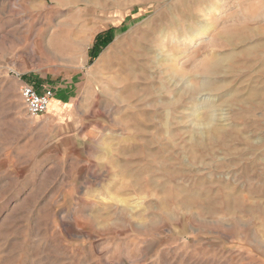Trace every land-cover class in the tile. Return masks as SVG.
Returning <instances> with one entry per match:
<instances>
[{"label":"rangeland","instance_id":"rangeland-1","mask_svg":"<svg viewBox=\"0 0 264 264\" xmlns=\"http://www.w3.org/2000/svg\"><path fill=\"white\" fill-rule=\"evenodd\" d=\"M0 264H264V0H0Z\"/></svg>","mask_w":264,"mask_h":264},{"label":"built area","instance_id":"built-area-1","mask_svg":"<svg viewBox=\"0 0 264 264\" xmlns=\"http://www.w3.org/2000/svg\"><path fill=\"white\" fill-rule=\"evenodd\" d=\"M20 92L27 112L31 116H37L47 111L54 97L53 88H46L42 93L37 92L32 84L23 83Z\"/></svg>","mask_w":264,"mask_h":264},{"label":"bare ground","instance_id":"bare-ground-1","mask_svg":"<svg viewBox=\"0 0 264 264\" xmlns=\"http://www.w3.org/2000/svg\"><path fill=\"white\" fill-rule=\"evenodd\" d=\"M202 26H203V27H202L201 31H198V32H196V33H193L192 38H193L194 40H199V39H201V38H203L204 36L207 35V32H208V25H207L206 23H203ZM117 38H118V37H117ZM208 70L210 71V69H208ZM51 103H52V100H51V102H50V104H49V106H48V109H49ZM48 109H47V110H48ZM195 137H196V136H195ZM197 140H198V139H197Z\"/></svg>","mask_w":264,"mask_h":264},{"label":"crops","instance_id":"crops-1","mask_svg":"<svg viewBox=\"0 0 264 264\" xmlns=\"http://www.w3.org/2000/svg\"><path fill=\"white\" fill-rule=\"evenodd\" d=\"M32 84L34 86V88L37 90V92L42 93L46 88H50L52 87V85L48 84V83H37V82H32L29 83ZM54 90V89H53ZM54 100H58V97L56 98V94H55V98H53Z\"/></svg>","mask_w":264,"mask_h":264}]
</instances>
